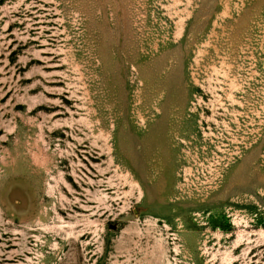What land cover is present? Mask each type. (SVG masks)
<instances>
[{
	"label": "rangeland",
	"instance_id": "rangeland-1",
	"mask_svg": "<svg viewBox=\"0 0 264 264\" xmlns=\"http://www.w3.org/2000/svg\"><path fill=\"white\" fill-rule=\"evenodd\" d=\"M0 264H264V0H0Z\"/></svg>",
	"mask_w": 264,
	"mask_h": 264
}]
</instances>
